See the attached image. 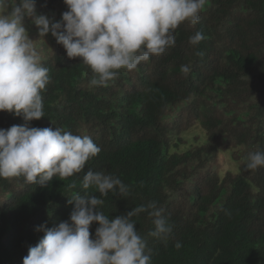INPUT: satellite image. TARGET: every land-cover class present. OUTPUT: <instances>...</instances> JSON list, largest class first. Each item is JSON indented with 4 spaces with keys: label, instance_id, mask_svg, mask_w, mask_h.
Wrapping results in <instances>:
<instances>
[{
    "label": "trees",
    "instance_id": "obj_1",
    "mask_svg": "<svg viewBox=\"0 0 264 264\" xmlns=\"http://www.w3.org/2000/svg\"><path fill=\"white\" fill-rule=\"evenodd\" d=\"M67 10L64 0H36L37 15L60 20ZM24 24L37 29L31 19ZM197 31L205 38L193 46ZM28 35L50 76L41 93L45 117L29 126L88 135L101 151L80 173L43 187L0 178V264H22L43 236L38 226L69 220V198L99 197L83 188L89 169L130 188L126 197H100L110 218L150 201L163 208L172 225L167 239L148 236L155 226L146 212L132 217L151 264H264V167L248 170L244 159L264 152V0H206L197 24L177 27L175 46L119 70L107 87L91 86V69L69 59L50 33L48 43ZM24 123L0 111V128ZM198 125L201 134L184 136ZM224 155L236 168L222 176Z\"/></svg>",
    "mask_w": 264,
    "mask_h": 264
},
{
    "label": "clouds",
    "instance_id": "obj_2",
    "mask_svg": "<svg viewBox=\"0 0 264 264\" xmlns=\"http://www.w3.org/2000/svg\"><path fill=\"white\" fill-rule=\"evenodd\" d=\"M67 11L60 20L37 15L36 0H0V111L25 121L0 128V178L24 177L41 187L53 177L64 179L80 173L101 148L88 135H74L62 128L30 127L45 117L42 92L50 82L49 69L30 39L25 19H31L40 37L49 33L66 50L69 59L81 58L93 76L91 86L107 87L119 70H134L150 56L175 46L174 32L187 21L199 22L206 0H64ZM205 37L197 31L189 38L197 46ZM200 54V53H197ZM190 68L181 66L187 74ZM245 167H264V152H249ZM94 188L68 199L74 204L69 220L49 228H36L43 236L29 246L22 264H151V250L132 217L146 212L155 226L148 236L167 239L172 225L155 201L110 218L99 210L109 192L126 197L130 188L122 180L91 169L83 188ZM96 223L94 236L90 226ZM182 247L178 241L174 245Z\"/></svg>",
    "mask_w": 264,
    "mask_h": 264
},
{
    "label": "rangeland",
    "instance_id": "obj_3",
    "mask_svg": "<svg viewBox=\"0 0 264 264\" xmlns=\"http://www.w3.org/2000/svg\"><path fill=\"white\" fill-rule=\"evenodd\" d=\"M25 27L28 31V34H30V33H38L39 34L38 28L34 29L32 25H28V24H25ZM45 40L47 41V43L49 42V35L45 36ZM197 134H201V130H200L199 125L197 127H195L194 129L187 131L184 134V136L188 137V138H192V137H194V135H197ZM235 168H236V164L231 162L228 155H224V165L220 170V174L223 176L226 171L232 170Z\"/></svg>",
    "mask_w": 264,
    "mask_h": 264
}]
</instances>
